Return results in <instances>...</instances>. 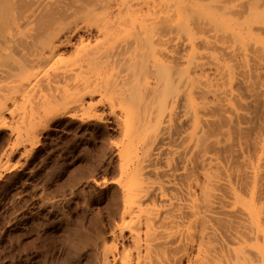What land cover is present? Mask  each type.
Returning a JSON list of instances; mask_svg holds the SVG:
<instances>
[{"label":"bare ground","instance_id":"obj_1","mask_svg":"<svg viewBox=\"0 0 264 264\" xmlns=\"http://www.w3.org/2000/svg\"><path fill=\"white\" fill-rule=\"evenodd\" d=\"M91 112L121 143L83 264H264V0H0V156Z\"/></svg>","mask_w":264,"mask_h":264},{"label":"rangeland","instance_id":"obj_2","mask_svg":"<svg viewBox=\"0 0 264 264\" xmlns=\"http://www.w3.org/2000/svg\"><path fill=\"white\" fill-rule=\"evenodd\" d=\"M92 113L50 122L34 146L12 154L0 146V264H83L81 236L114 190L121 143L113 118Z\"/></svg>","mask_w":264,"mask_h":264}]
</instances>
